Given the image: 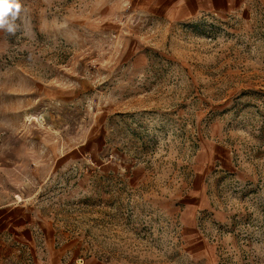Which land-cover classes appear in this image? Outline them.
<instances>
[{"label": "rangeland", "instance_id": "1", "mask_svg": "<svg viewBox=\"0 0 264 264\" xmlns=\"http://www.w3.org/2000/svg\"><path fill=\"white\" fill-rule=\"evenodd\" d=\"M19 3L0 264H264V0L184 21L165 0Z\"/></svg>", "mask_w": 264, "mask_h": 264}, {"label": "crops", "instance_id": "2", "mask_svg": "<svg viewBox=\"0 0 264 264\" xmlns=\"http://www.w3.org/2000/svg\"><path fill=\"white\" fill-rule=\"evenodd\" d=\"M241 0H165V18L170 21H184L193 19L202 14L224 16L234 9ZM8 215V213H7ZM7 219V218H4ZM8 221V220H7ZM21 229H24V221L17 222V233L20 237ZM85 264H100L96 261H88Z\"/></svg>", "mask_w": 264, "mask_h": 264}, {"label": "clouds", "instance_id": "3", "mask_svg": "<svg viewBox=\"0 0 264 264\" xmlns=\"http://www.w3.org/2000/svg\"><path fill=\"white\" fill-rule=\"evenodd\" d=\"M20 9L19 0H0V29L15 33Z\"/></svg>", "mask_w": 264, "mask_h": 264}]
</instances>
